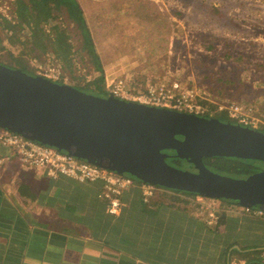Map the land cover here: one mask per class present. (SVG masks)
<instances>
[{
    "label": "crops",
    "instance_id": "crops-1",
    "mask_svg": "<svg viewBox=\"0 0 264 264\" xmlns=\"http://www.w3.org/2000/svg\"><path fill=\"white\" fill-rule=\"evenodd\" d=\"M131 66L103 68L117 76ZM134 189L112 215L102 181L27 169L0 143V264H264V215L228 205L208 226L195 196L158 189L144 210Z\"/></svg>",
    "mask_w": 264,
    "mask_h": 264
},
{
    "label": "water",
    "instance_id": "water-1",
    "mask_svg": "<svg viewBox=\"0 0 264 264\" xmlns=\"http://www.w3.org/2000/svg\"><path fill=\"white\" fill-rule=\"evenodd\" d=\"M0 127L143 182L264 210V167L235 178L204 162L225 156L264 164V131L259 129L95 95L1 63ZM167 149L175 150L192 168L167 162L171 155Z\"/></svg>",
    "mask_w": 264,
    "mask_h": 264
},
{
    "label": "rangeland",
    "instance_id": "rangeland-1",
    "mask_svg": "<svg viewBox=\"0 0 264 264\" xmlns=\"http://www.w3.org/2000/svg\"><path fill=\"white\" fill-rule=\"evenodd\" d=\"M81 1L102 66L119 61L132 65L117 76L132 75L141 89L173 80L195 89L202 104L252 105L264 126V0ZM8 6L0 0V11L7 13ZM73 42L78 51L75 73L82 80L68 83L86 84L99 72L80 52L79 34ZM49 57L44 65L57 63ZM188 164L184 167L191 169Z\"/></svg>",
    "mask_w": 264,
    "mask_h": 264
},
{
    "label": "trees",
    "instance_id": "trees-1",
    "mask_svg": "<svg viewBox=\"0 0 264 264\" xmlns=\"http://www.w3.org/2000/svg\"><path fill=\"white\" fill-rule=\"evenodd\" d=\"M4 1H8L9 6L7 13L0 11L1 64L12 68H20L27 73L37 75V67L36 65L34 66L32 62L44 64L51 55L56 58L53 60L57 62L55 64L60 65L64 71L68 72L71 78L74 80H82V77L75 73L76 59L74 55L78 51L75 50L73 38L75 34H79L81 38L80 52L84 51L88 55L90 59L89 62L94 64V67L96 68V71L99 72V75L86 84H80L77 82L73 84V86L83 91H85L83 88H87L86 92L95 95H109L108 91L105 89V72L102 63L100 62V55L95 45L94 33L91 29V25H89V22L86 20L87 16L81 0H2V2ZM81 58L83 62L85 57L81 55ZM85 62L87 63V61ZM58 82L63 83V81ZM135 82L139 86L141 85L139 79L135 78ZM203 104L209 109L211 108L210 111H207L204 114L205 116H210L211 113H213L211 115L213 117H217L221 120H229L234 123L237 122L235 119L229 117L227 112L225 113L224 111L216 110L219 103H210L209 101H205ZM221 113L226 114L228 117H225V119L221 118ZM258 129L264 131V126H261ZM177 137L182 138L181 135H177ZM165 151L171 154L166 159L167 162L182 169H189L184 167V164H188L189 161L176 156L175 150L167 149ZM204 162L211 170H221V172H224V174L235 178L247 177L250 174L262 170L264 167V164L257 160L243 159L238 157L214 156L205 158ZM188 165L192 168L191 163ZM123 174L133 176L130 173ZM133 177L136 178L135 176ZM158 187L165 190L167 193H161L162 195L170 194L171 196L168 195V197L171 198L178 194H188L195 197L196 195H200L198 193L172 189L161 185H158ZM129 189H134L130 193L135 194L136 196L132 198L137 203L142 204L144 206V210L150 208L151 204L153 203L151 200L152 198L150 197L149 200H145V198H143V191L139 184L125 189L121 193L120 197H122L124 192ZM101 193L102 192L98 194L99 198L108 202L107 199L100 196ZM126 195H128V193ZM221 199L223 203H227V205L224 206L236 205L226 201L223 198ZM197 205H199V203H197ZM236 206L241 207V205ZM198 209H200L201 213L204 214L206 218L205 223L208 226H214L219 223L221 210L217 213V222L210 223L208 222L207 211L201 209L199 206Z\"/></svg>",
    "mask_w": 264,
    "mask_h": 264
},
{
    "label": "built area",
    "instance_id": "built-area-1",
    "mask_svg": "<svg viewBox=\"0 0 264 264\" xmlns=\"http://www.w3.org/2000/svg\"><path fill=\"white\" fill-rule=\"evenodd\" d=\"M37 74L54 81H63V83H68V80L72 79L68 72L55 63L37 64ZM105 89L109 95L146 105L176 109L201 116H205L204 114L210 111L198 100L199 95L195 89L187 88L179 81H158L141 89L132 75L112 76L108 72L105 73ZM217 106V111L227 112L229 117L243 126L258 129L263 122L253 113L252 105L243 106L234 102L230 105L219 104ZM211 115L207 117H213ZM0 143L11 147L27 169H38L53 177L65 175L81 182L102 181L104 189L100 196L107 199V211L112 215H118L121 212L123 202L120 195L125 189L139 184L145 200H149L160 189L156 184L143 182L133 176L103 168L85 159L77 158L56 146L26 138L3 127H0ZM195 200L201 209L207 211L210 223L217 222L218 211L227 205L221 198L202 195H196ZM241 209L247 214L264 215V210L261 208L252 209L241 206Z\"/></svg>",
    "mask_w": 264,
    "mask_h": 264
}]
</instances>
